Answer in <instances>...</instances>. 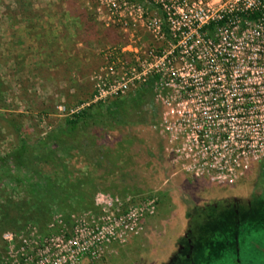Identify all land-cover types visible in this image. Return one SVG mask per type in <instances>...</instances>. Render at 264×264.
<instances>
[{
  "label": "rangeland",
  "instance_id": "1",
  "mask_svg": "<svg viewBox=\"0 0 264 264\" xmlns=\"http://www.w3.org/2000/svg\"><path fill=\"white\" fill-rule=\"evenodd\" d=\"M80 1L87 3L77 9L81 17L75 26L82 44L81 50L76 48L82 51L78 55L81 67L89 62L91 69L75 71L67 80L71 86L59 88L56 79L62 72L27 70L23 40L17 43L19 53L11 51L9 17L13 13L22 17L21 27L27 25L30 30L40 25L25 20L31 0H0V156L20 142L35 151L42 137L63 124L71 110L86 106L99 76L123 81L139 72L149 76L161 69L164 83L156 85L159 95L154 109L147 110L146 117L141 113L146 122L109 129L99 139L110 161L92 164L74 150L63 155L61 168L39 164L58 188L59 198L41 197L39 181L26 169L0 167V264H180L195 235L198 245L207 240L216 244L209 258H200L198 264H237L235 256L221 247L228 230L218 226L235 223L237 218L243 224L238 259L242 264H259L264 255L252 245L264 249V195L257 196L263 181L264 145L251 150L250 140L262 135L257 123H263L264 116H254L242 106L250 101L245 96L252 94L254 81H264L260 76L264 65L250 68L255 55L243 52L237 39V47L230 52L232 72L218 68L202 86L204 73L214 64L205 52L200 72L180 53L170 55L173 46L168 44V61L157 57L145 61V52L161 44L149 22L161 17L160 0L142 3V26L129 30L110 18L104 7L99 8L98 0ZM192 1L185 0V11H174L182 0H164L179 23H194L205 7L212 13L221 7L219 0L208 5ZM131 33L138 38L135 55L125 47ZM186 41L182 38V48ZM51 44L55 48L58 41ZM107 51L113 54L110 59L105 58ZM56 59L54 55L53 63ZM77 76L80 80L73 86ZM175 76L181 78L180 86L169 82ZM133 88L117 96L125 97ZM212 88L217 90L214 95L209 93ZM259 89L264 91V86ZM115 97L109 96L106 102ZM37 189L42 195L35 197ZM6 215L13 223L8 228L1 223ZM106 216L130 222L136 218V226L125 228V237L103 247L96 259H69L78 249L87 248L83 242L88 229L105 224Z\"/></svg>",
  "mask_w": 264,
  "mask_h": 264
},
{
  "label": "built area",
  "instance_id": "2",
  "mask_svg": "<svg viewBox=\"0 0 264 264\" xmlns=\"http://www.w3.org/2000/svg\"><path fill=\"white\" fill-rule=\"evenodd\" d=\"M209 1L210 0H193L192 2L194 4L200 3L208 5ZM219 1L221 7L217 8L215 13H212V11L205 7L202 10V14H200L201 17H197L194 23L188 24L179 23L176 16H171V12L169 11V7H167V3L164 2V0H160L158 8L161 12V17H158L157 19L156 17H153L149 22H151L150 26L152 33L161 40L160 46L163 45V56H159L160 46H158L145 52L146 57L148 56L145 61L147 62V59H152L155 57L158 59H163L164 61H168V55L166 54L167 50L165 47L168 44V47H170V45L173 46V52L170 55L180 53L182 57H187L189 61L188 63H190L195 71L200 72L203 69L201 53L205 52L212 57L214 64L211 71L204 73V76L201 80L202 82L200 84L203 86L205 85V82L207 83L209 79L216 74V70H218V68H222V70L227 74L232 72L234 67L232 63L234 59L230 52L234 49V47H237L239 42H236V40L239 39L241 40L240 49H242L243 52H249V54L255 55V61H251L250 68H255L256 63L264 65V59L262 58L264 56V0ZM96 2L99 8L104 7L109 12L110 18H113L118 23H120L121 27L125 30H129L131 26H142L144 21L143 4H149L150 0H98ZM186 7L187 4L185 0H182L181 3L177 4V9L174 11H185ZM242 8L260 10L261 15L250 22L241 23L240 17H235L236 19L233 21V23L227 22L224 27L218 28V37L220 38L219 43L216 46L210 47V44L203 39L204 36L201 34L199 28L210 19L221 17L230 10H238L241 12ZM174 11L172 13H175ZM178 17L181 19L180 14H178ZM161 20L163 22H161ZM166 32H169L171 38L175 40L176 43L170 40L166 41ZM182 38H187L183 48L180 45ZM137 39L138 38L135 36V34L131 33L125 46L129 52L134 53V55L139 52ZM193 54L197 55V58L202 65L199 70L194 68L195 62ZM112 55L113 54L111 51H107L105 53V58L110 59ZM218 55H220V57H217ZM247 66H249V64ZM155 72L159 73L161 72V69L153 71L149 76H147V74H145L143 71L137 73L135 76L128 77L126 80H123L122 78L123 81L112 80L111 82L105 77L99 76L95 81V92L93 97L89 102L86 103V106L91 103L106 102V99L109 96H117L121 93H125L127 89H130V87H135L139 83L149 78L151 75L157 74ZM163 75L165 74L163 73ZM163 75L155 85H159V87L162 86V83H164ZM260 76L264 78V73H262ZM176 78L180 77L175 76L174 78H171L169 82L173 81L174 85L177 86L175 83L177 80ZM263 86L264 81H254L251 91L252 94H247V96H245L247 98L249 97L250 101H248L247 104L245 103L242 107L246 109L247 112L250 111L254 116H264V109L261 108V104H264V91L259 89ZM194 89H196V87H193V90ZM209 93L210 95H214L217 93V90L212 88L209 90ZM157 95H159V93ZM233 98L235 100L237 99L236 96ZM222 100H225V98H222ZM59 109H64V107L59 106ZM79 109L80 108L71 110L68 115L76 112ZM257 124V129L261 131L262 135H260L258 140H250L251 150L264 145V127H261L264 126V122ZM106 219L107 221H104L105 224H102V222L96 223L88 229L87 235L85 236L87 240L83 242V244H88L87 248L83 250L78 249L73 256L69 257V259H73L75 262L89 258L96 259L99 257L103 247L107 246L116 239H122L125 237V228L129 226L130 228H132V226H136V218H134L131 222L121 216H119L117 219L113 216H106ZM74 243L78 245V236L75 237Z\"/></svg>",
  "mask_w": 264,
  "mask_h": 264
},
{
  "label": "trees",
  "instance_id": "3",
  "mask_svg": "<svg viewBox=\"0 0 264 264\" xmlns=\"http://www.w3.org/2000/svg\"><path fill=\"white\" fill-rule=\"evenodd\" d=\"M260 15L261 11L257 9L242 8L241 12L230 10L221 17L208 20L199 30L210 47L216 46L220 40L218 28L224 27L227 22L233 23L235 17H240L242 23L250 22ZM169 40L176 43L169 32H166V41ZM162 50L163 45L159 48L160 57L163 56ZM193 55L194 68L199 70L202 65L197 55ZM162 75V72L151 75L135 86L125 97L116 96L108 102L91 103L73 112L64 119L63 124L47 132L33 152L29 150L26 143L20 142L10 152L0 156V167L6 170L10 167L26 169V172L39 181L40 189L44 192L42 195L37 189L34 192L35 197L41 195L43 197L46 194L51 199L59 198L58 188H55L50 180L43 175L40 165L61 168L64 166L65 160L63 155L74 150L92 164L110 161V154L99 144V139L109 129H116L120 126L124 128L134 122H146V119L141 118V113L146 117L147 110L154 109V101L159 93L155 90V84ZM176 79L175 83L179 86L180 78ZM190 89L193 91V88ZM139 114L140 116H138ZM260 176L264 178V162L261 163ZM1 223L6 228L13 224L10 216L7 215L3 216Z\"/></svg>",
  "mask_w": 264,
  "mask_h": 264
},
{
  "label": "crops",
  "instance_id": "4",
  "mask_svg": "<svg viewBox=\"0 0 264 264\" xmlns=\"http://www.w3.org/2000/svg\"><path fill=\"white\" fill-rule=\"evenodd\" d=\"M86 3L80 0H31L30 6L26 10L29 16L26 15L25 20L33 24L37 21L40 25L30 30L27 25L21 27L22 19L20 18L22 17L16 12L13 13L9 17V21L13 25L12 32L9 34V38L12 39V53L16 55L20 52L21 46H18L17 43L18 40H23L27 54L25 61L27 70L33 72L45 68L49 71L62 72L57 75L56 85L59 88L71 86L67 82L71 74H75V71L85 72V70L91 69L89 62L85 63L84 68L81 67L78 55L82 56V51H80L82 43L78 40L80 34L76 31L75 26V22L81 17L77 9H83ZM56 40L58 44L53 48L51 41ZM49 41L50 43H48ZM70 41H73L71 46H69ZM76 47H79L80 50L78 51ZM53 49L57 52H54ZM54 55L57 58L55 63H53ZM85 56L86 54H84L86 59ZM76 78H73V86H75V81L80 80V76Z\"/></svg>",
  "mask_w": 264,
  "mask_h": 264
},
{
  "label": "flooded vegetation",
  "instance_id": "5",
  "mask_svg": "<svg viewBox=\"0 0 264 264\" xmlns=\"http://www.w3.org/2000/svg\"><path fill=\"white\" fill-rule=\"evenodd\" d=\"M263 179L264 178L262 177V180ZM260 183H261L260 184L261 190L257 192V196L264 195V181H261ZM247 204L250 205L251 207L253 204L252 200H248ZM239 206H240V203H239ZM249 211H251V208L249 209ZM248 212L244 214L246 215ZM237 220L238 221L235 223L219 224L218 226L224 227L226 228V230H228L226 231V233H224L226 238L223 240V245L221 247H223L224 250L228 251L230 254H233L235 256V262L237 264H242L240 263L238 259V255H239L240 248H241L239 244V236H240L241 226L243 224L238 218ZM224 228H220V229H224ZM193 239H194L193 243L189 244L186 247L184 254H181L180 260H179L180 264H198L200 258H209L210 254H212L213 250H215L216 244L209 242L207 240L202 245H198L197 240H196V235H195V238ZM252 246L258 248V250L261 251L264 255L263 248L258 247L257 244H253ZM259 264H264V256H263V261H261Z\"/></svg>",
  "mask_w": 264,
  "mask_h": 264
}]
</instances>
